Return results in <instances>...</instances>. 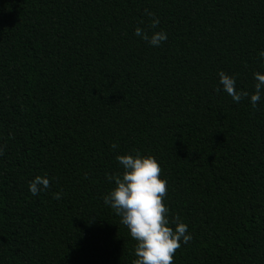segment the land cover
I'll return each mask as SVG.
<instances>
[{"label":"trees","instance_id":"obj_1","mask_svg":"<svg viewBox=\"0 0 264 264\" xmlns=\"http://www.w3.org/2000/svg\"><path fill=\"white\" fill-rule=\"evenodd\" d=\"M261 51L264 0H0V264H132L103 198L137 151L193 237L174 264H264V93L218 76L253 94Z\"/></svg>","mask_w":264,"mask_h":264},{"label":"clouds","instance_id":"obj_2","mask_svg":"<svg viewBox=\"0 0 264 264\" xmlns=\"http://www.w3.org/2000/svg\"><path fill=\"white\" fill-rule=\"evenodd\" d=\"M145 14L151 18L150 27L155 29L160 21L155 14L145 9ZM135 35L141 37L150 46L157 47L167 40L164 31L153 32L149 35L140 27L135 29ZM264 58V51L259 53ZM219 84L223 91L230 95L234 102L239 103L244 98L250 97L253 109H256L261 95L264 93V74L254 73L256 81L254 93L237 91L235 77L218 72ZM216 92H220L218 87ZM113 149L118 145L113 144ZM4 148L0 147V155ZM122 171L106 174L109 183L114 182V187L104 196V204L109 206L121 218V223L127 228L130 237L136 242L134 247L135 259L132 264H174V256L181 248V242L188 244L192 240L186 223L181 222L179 216L169 220V208L164 199L167 196V180L161 178L162 168L154 156L118 155ZM51 186L50 179L37 175L29 182V191L33 196ZM63 193H54L56 200H60ZM174 224L175 228L169 226Z\"/></svg>","mask_w":264,"mask_h":264}]
</instances>
